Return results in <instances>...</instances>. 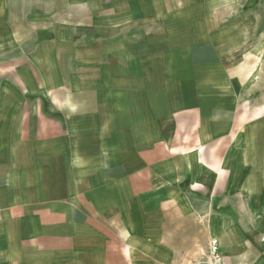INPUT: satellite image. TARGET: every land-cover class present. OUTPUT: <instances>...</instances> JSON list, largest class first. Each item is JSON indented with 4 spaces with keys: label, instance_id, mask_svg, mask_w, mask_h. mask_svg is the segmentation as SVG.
<instances>
[{
    "label": "crops",
    "instance_id": "obj_1",
    "mask_svg": "<svg viewBox=\"0 0 264 264\" xmlns=\"http://www.w3.org/2000/svg\"><path fill=\"white\" fill-rule=\"evenodd\" d=\"M262 236L264 0H0V264Z\"/></svg>",
    "mask_w": 264,
    "mask_h": 264
},
{
    "label": "rangeland",
    "instance_id": "obj_2",
    "mask_svg": "<svg viewBox=\"0 0 264 264\" xmlns=\"http://www.w3.org/2000/svg\"><path fill=\"white\" fill-rule=\"evenodd\" d=\"M239 243L238 251L233 249V241L229 239H221L220 243L224 249L227 257H234L241 259V262L236 264H264V241L262 237L255 238H242L238 240Z\"/></svg>",
    "mask_w": 264,
    "mask_h": 264
},
{
    "label": "built area",
    "instance_id": "obj_3",
    "mask_svg": "<svg viewBox=\"0 0 264 264\" xmlns=\"http://www.w3.org/2000/svg\"><path fill=\"white\" fill-rule=\"evenodd\" d=\"M262 240L264 241V236H262ZM189 264H225L218 241L216 239H210L207 242L206 253L201 254L197 260Z\"/></svg>",
    "mask_w": 264,
    "mask_h": 264
}]
</instances>
